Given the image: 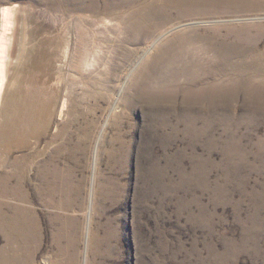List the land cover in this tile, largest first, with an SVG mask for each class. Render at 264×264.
Wrapping results in <instances>:
<instances>
[{
  "label": "rangeland",
  "instance_id": "rangeland-1",
  "mask_svg": "<svg viewBox=\"0 0 264 264\" xmlns=\"http://www.w3.org/2000/svg\"><path fill=\"white\" fill-rule=\"evenodd\" d=\"M10 8L19 59L33 56L10 75L15 126L0 132L22 262L264 264V0ZM6 135L26 146L6 153Z\"/></svg>",
  "mask_w": 264,
  "mask_h": 264
},
{
  "label": "bare ground",
  "instance_id": "bare-ground-1",
  "mask_svg": "<svg viewBox=\"0 0 264 264\" xmlns=\"http://www.w3.org/2000/svg\"><path fill=\"white\" fill-rule=\"evenodd\" d=\"M0 16L2 19L0 32V100H3L4 104L1 110V116L4 118V124L2 123L3 125L0 128V132L2 131V133L4 134L7 131H12L13 127L15 126V123H13V119H11L10 113L12 104H10L9 101L4 98L5 88L9 85L10 75L13 74L14 69L20 72L24 63L26 61L28 62L32 60L33 56L31 51L26 50L22 59H19L21 58V49L18 48L19 45H21L19 44V40L22 39V33H20L19 31L21 21L20 10H17V8L4 9L3 11H1ZM24 69L26 68L23 67L22 70ZM10 121L13 124L10 123ZM2 140V143L4 142L6 144V153L11 152L12 150L20 149L22 146H26V143H24V141L20 140L15 142L11 139H8L7 135L4 136ZM21 161L23 162L25 161V159ZM19 163L20 162H15V164L17 165L15 167L17 169H20L23 175L25 172V168L19 167L21 166L19 165ZM18 219V215L11 216L9 214L0 212V235L4 237L7 244V247L0 246V264H13L14 262L26 264V262H22V259L25 258V260L27 261L28 256L24 255L22 258L18 257L19 255H17L10 247V244L14 240L20 239L23 234H26L28 232L26 231L28 228V224ZM10 234H15V236L9 237Z\"/></svg>",
  "mask_w": 264,
  "mask_h": 264
}]
</instances>
